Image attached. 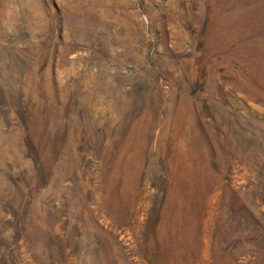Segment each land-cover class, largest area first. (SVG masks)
Instances as JSON below:
<instances>
[{"label": "rangeland", "instance_id": "obj_1", "mask_svg": "<svg viewBox=\"0 0 264 264\" xmlns=\"http://www.w3.org/2000/svg\"><path fill=\"white\" fill-rule=\"evenodd\" d=\"M0 264H264V0H0Z\"/></svg>", "mask_w": 264, "mask_h": 264}]
</instances>
